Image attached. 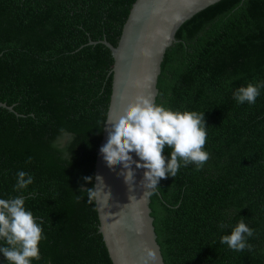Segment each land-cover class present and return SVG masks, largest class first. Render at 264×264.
<instances>
[{"label":"trees","instance_id":"16d2710c","mask_svg":"<svg viewBox=\"0 0 264 264\" xmlns=\"http://www.w3.org/2000/svg\"><path fill=\"white\" fill-rule=\"evenodd\" d=\"M134 1L0 0V102L13 108L0 106V198L23 195L43 229L32 264H113L95 199L79 189L93 187L111 94L113 57L99 40L117 44ZM160 66L155 103L204 113L210 156L150 195L165 263L264 264V88L252 105L233 98L264 82V0L198 11ZM19 171L33 177L22 193L13 191ZM241 220L254 230L251 251L220 243Z\"/></svg>","mask_w":264,"mask_h":264},{"label":"clouds","instance_id":"9594fccd","mask_svg":"<svg viewBox=\"0 0 264 264\" xmlns=\"http://www.w3.org/2000/svg\"><path fill=\"white\" fill-rule=\"evenodd\" d=\"M261 88H264V82L249 83L234 91L233 98L237 104H255ZM107 124V141L99 150L106 167L120 166L118 175L128 185L129 191L135 181V169H143L139 184L145 189L144 196L152 195L160 180L175 177L182 165L194 164L196 171H200L210 158L204 150L207 142L204 113L173 111L156 104L150 96L139 93L126 99L119 114L115 118L110 117ZM166 146L171 149L167 159L163 155ZM131 153L138 160H134ZM83 179L91 183L93 178L86 176ZM95 179L104 185L103 189L81 186L79 191L87 193L89 202L102 198L106 203L111 193L105 191L102 177L96 176ZM32 183V175L19 171L13 191L22 193ZM253 235L254 230L241 220L229 235L220 237V243L237 252L251 251L247 238ZM43 239V229L32 212L26 210L23 195L0 198V240L4 241L0 254L7 264H32L33 260H40L39 244ZM140 260L141 264L154 262L156 253L151 248H145Z\"/></svg>","mask_w":264,"mask_h":264},{"label":"water","instance_id":"95a60500","mask_svg":"<svg viewBox=\"0 0 264 264\" xmlns=\"http://www.w3.org/2000/svg\"><path fill=\"white\" fill-rule=\"evenodd\" d=\"M219 0H135L122 26L117 44L105 38L99 40L107 46L113 57L111 94L103 126L102 137L96 149L93 187L104 188L95 179L103 178L105 191L111 198L105 203L95 199L99 226L109 257L113 264H141L145 248L156 253V260L149 264H166L153 226L149 206L150 196H144L140 186L143 169H135L132 190L118 175L119 165L106 167L100 148L107 141V120L115 118L126 99L142 93L155 102L158 93L157 77L165 50L173 41L179 26L192 15ZM95 43L98 41H89ZM0 106L12 110L11 105ZM134 160L138 157L134 153ZM135 168V165L132 166Z\"/></svg>","mask_w":264,"mask_h":264}]
</instances>
